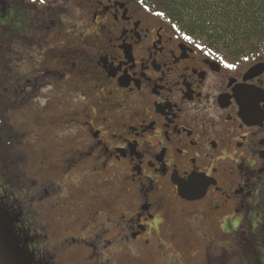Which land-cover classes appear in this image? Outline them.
Wrapping results in <instances>:
<instances>
[{
    "label": "flooded vegetation",
    "instance_id": "1",
    "mask_svg": "<svg viewBox=\"0 0 264 264\" xmlns=\"http://www.w3.org/2000/svg\"><path fill=\"white\" fill-rule=\"evenodd\" d=\"M0 172L36 255L231 264L264 238V50L226 56L139 0H0Z\"/></svg>",
    "mask_w": 264,
    "mask_h": 264
},
{
    "label": "trees",
    "instance_id": "2",
    "mask_svg": "<svg viewBox=\"0 0 264 264\" xmlns=\"http://www.w3.org/2000/svg\"><path fill=\"white\" fill-rule=\"evenodd\" d=\"M142 4L155 14L163 13L159 16L177 29L226 56L241 58L244 52L264 50V0H144ZM263 242L264 238L243 241L238 249L246 256L258 255ZM23 243L19 241V250ZM0 246L6 247L1 241ZM31 257V254L26 259L19 256L15 264H37ZM0 264L11 261L1 256Z\"/></svg>",
    "mask_w": 264,
    "mask_h": 264
},
{
    "label": "rangeland",
    "instance_id": "3",
    "mask_svg": "<svg viewBox=\"0 0 264 264\" xmlns=\"http://www.w3.org/2000/svg\"><path fill=\"white\" fill-rule=\"evenodd\" d=\"M7 181L8 180L5 178L4 174L0 172V222L3 225V228L1 229L2 237L0 238V241L4 242L6 245V247L0 246V257L3 256L10 259L11 264H15L16 261L18 262L19 256L22 259H26L27 256H30V254L33 256L31 259H33L37 264H75L77 260L72 257L70 259H61L59 258L61 255L47 256L35 255L32 253V244L25 240H30L32 238L33 230H35V228L32 224H28L29 221H26L23 215H19V203H16L19 199V194L14 193L16 187L9 183L7 185ZM14 194L17 196L15 199ZM13 201L15 203H13ZM22 240L24 243L21 245L22 247L19 250V241ZM189 242L192 243L193 246L196 244L193 240H190ZM239 244L240 242L237 243V245ZM25 250H27L30 254L25 252ZM152 250V252H147L139 257L122 259L119 264H201L203 262L202 256L191 259L189 256L171 253L168 251L167 247H162L161 250L155 247ZM5 254L8 256H4ZM247 258L248 259L245 260L244 252H240L238 247L234 245L232 247L229 263L264 264V242L259 248L258 255L248 254Z\"/></svg>",
    "mask_w": 264,
    "mask_h": 264
},
{
    "label": "snow or ice",
    "instance_id": "4",
    "mask_svg": "<svg viewBox=\"0 0 264 264\" xmlns=\"http://www.w3.org/2000/svg\"><path fill=\"white\" fill-rule=\"evenodd\" d=\"M37 2V0H32V3H36ZM140 2L141 3H143L144 2V0H140ZM39 3L40 4H44L45 3V0H39ZM157 15H164L163 13H157ZM198 47H199V45H198ZM226 67H228V68H233L234 67V65L233 64H226L225 65Z\"/></svg>",
    "mask_w": 264,
    "mask_h": 264
}]
</instances>
